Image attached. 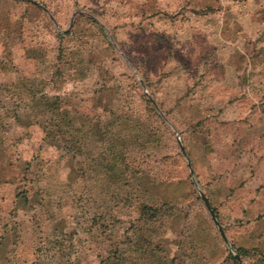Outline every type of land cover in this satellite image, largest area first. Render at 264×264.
I'll list each match as a JSON object with an SVG mask.
<instances>
[{"label":"rangeland","instance_id":"obj_1","mask_svg":"<svg viewBox=\"0 0 264 264\" xmlns=\"http://www.w3.org/2000/svg\"><path fill=\"white\" fill-rule=\"evenodd\" d=\"M263 235L264 0H0V264H264Z\"/></svg>","mask_w":264,"mask_h":264},{"label":"trees","instance_id":"obj_2","mask_svg":"<svg viewBox=\"0 0 264 264\" xmlns=\"http://www.w3.org/2000/svg\"><path fill=\"white\" fill-rule=\"evenodd\" d=\"M46 121L49 124L46 127H44V130H43L44 135H45L44 140H47L49 138L50 139L56 138V136L58 134H60L59 133L61 131L60 126L59 125H52L53 119L51 117V114H50L49 118L48 117L46 118ZM109 143L111 144L110 148L115 149L116 145L111 141V139H110ZM112 145H114V146H112ZM110 154H111V158H113V159H115L117 157V154H115V151L110 152ZM143 210H144L143 213H141L142 218L145 222H147V224H149L152 221L159 220L160 218H162V214L164 212H166L165 210H169V209H166V205H162V206L157 207V208H154V207L149 206V205L148 206L145 205ZM241 252H243V251L242 250L238 251L239 256L241 255ZM110 259L111 258L107 257L103 262H101V264H112V263H109ZM115 260L118 261L117 258Z\"/></svg>","mask_w":264,"mask_h":264},{"label":"water","instance_id":"obj_3","mask_svg":"<svg viewBox=\"0 0 264 264\" xmlns=\"http://www.w3.org/2000/svg\"><path fill=\"white\" fill-rule=\"evenodd\" d=\"M141 86H142V84H141ZM142 88L144 89L143 86H142ZM150 102L155 106L154 102H153L151 99H150ZM178 147H179L180 152L182 153V155L187 159V156H186L185 150H184L182 144L180 143V141H178ZM195 185L198 186L197 183H195ZM199 193H200V197H201V199H202V201H203V203H204V206H205L206 209L208 210V212H209V214H210V216H211V219H212L213 223L215 224V226H216L217 229H218V232H219L220 236H221L222 239L226 242V237H225V235H224L223 229H222V227L220 226V224L218 223V221H217L215 215L213 214L211 208L209 207V203H208L207 199L204 197V195H203L201 192H199ZM229 249H230V251H232L231 247H230ZM233 257H234L235 261H237V263L242 264L241 259H240V257H239L238 255L233 254Z\"/></svg>","mask_w":264,"mask_h":264},{"label":"crops","instance_id":"obj_4","mask_svg":"<svg viewBox=\"0 0 264 264\" xmlns=\"http://www.w3.org/2000/svg\"><path fill=\"white\" fill-rule=\"evenodd\" d=\"M253 238L245 247L246 250L254 251L258 256H264V235Z\"/></svg>","mask_w":264,"mask_h":264}]
</instances>
